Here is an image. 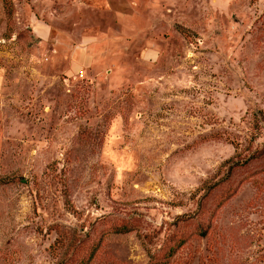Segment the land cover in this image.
I'll list each match as a JSON object with an SVG mask.
<instances>
[{
    "label": "rangeland",
    "instance_id": "rangeland-1",
    "mask_svg": "<svg viewBox=\"0 0 264 264\" xmlns=\"http://www.w3.org/2000/svg\"><path fill=\"white\" fill-rule=\"evenodd\" d=\"M0 264H264V0H0Z\"/></svg>",
    "mask_w": 264,
    "mask_h": 264
}]
</instances>
